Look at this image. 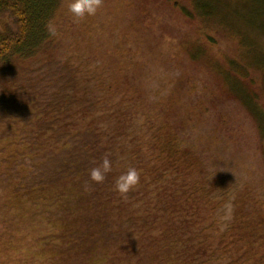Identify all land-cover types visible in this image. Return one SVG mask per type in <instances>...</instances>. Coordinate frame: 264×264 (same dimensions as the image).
<instances>
[{"label": "trees", "instance_id": "16d2710c", "mask_svg": "<svg viewBox=\"0 0 264 264\" xmlns=\"http://www.w3.org/2000/svg\"><path fill=\"white\" fill-rule=\"evenodd\" d=\"M68 1L0 0V224L10 225L0 261L264 264L261 215L234 205L222 219L224 141L212 140L186 103H152L99 74L90 56L68 54L57 24ZM242 1L240 9L229 0L196 6L216 29L233 32L236 22L264 37V0ZM105 154L112 172L94 184L89 170ZM41 158L48 178H17ZM129 167L141 178L125 200L114 184Z\"/></svg>", "mask_w": 264, "mask_h": 264}, {"label": "rangeland", "instance_id": "374dc122", "mask_svg": "<svg viewBox=\"0 0 264 264\" xmlns=\"http://www.w3.org/2000/svg\"><path fill=\"white\" fill-rule=\"evenodd\" d=\"M69 2L57 21L68 54L90 56L99 74L110 73L152 103H186L196 123L210 124L212 140L225 143L230 216L234 205L239 211L244 205L246 214L264 219V37L245 33L236 22L233 32L217 30L214 18L197 10L198 0H104L78 25L71 22ZM242 2L229 0L234 9ZM35 160L17 178L33 184L43 172L51 175L48 162ZM7 226L0 224V240L8 238Z\"/></svg>", "mask_w": 264, "mask_h": 264}, {"label": "clouds", "instance_id": "9594fccd", "mask_svg": "<svg viewBox=\"0 0 264 264\" xmlns=\"http://www.w3.org/2000/svg\"><path fill=\"white\" fill-rule=\"evenodd\" d=\"M104 0H70L67 4V10L70 14L73 24H80L87 17L95 16L103 7ZM51 36L56 37L59 33L55 26L51 23L46 26ZM110 154H105L102 163L89 170V179L94 184H102L107 175L112 172V162L109 158ZM141 173L134 167H129L124 173L115 180L114 191H116L123 199H128V194L133 191L140 183ZM228 215L222 219H230L231 206H227Z\"/></svg>", "mask_w": 264, "mask_h": 264}]
</instances>
